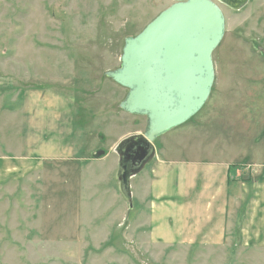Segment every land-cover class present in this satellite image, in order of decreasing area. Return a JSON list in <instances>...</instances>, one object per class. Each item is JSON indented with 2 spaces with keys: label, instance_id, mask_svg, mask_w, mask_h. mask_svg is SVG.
<instances>
[{
  "label": "rangeland",
  "instance_id": "1",
  "mask_svg": "<svg viewBox=\"0 0 264 264\" xmlns=\"http://www.w3.org/2000/svg\"><path fill=\"white\" fill-rule=\"evenodd\" d=\"M211 1L226 18V33L213 57L212 97L182 127L212 133L236 123L239 133L232 135L233 153L243 157L239 163L250 164L254 155L264 153V0H251L240 12ZM173 4V0H0V86L4 87L0 88V166L13 162L18 171L15 175L8 168L2 176L0 170V264H264V249L234 256L230 249L214 254L176 249L164 254L161 248L150 256L137 249L136 240L124 238L131 233L126 231L139 205L133 199L131 208L122 197L120 158L110 148L143 135L146 119L120 109L128 91L105 74L120 68L125 40L139 35ZM48 86L73 109L80 132L75 139L80 146L77 153L90 158L92 152L104 151L109 153L107 159H87V168L84 161L80 167L42 162V168L32 167L34 172L25 176L21 93ZM162 141L156 142L157 148ZM11 175H15L12 184L4 185ZM95 248H113L118 254L125 250L129 256L123 263V253L90 255Z\"/></svg>",
  "mask_w": 264,
  "mask_h": 264
},
{
  "label": "crops",
  "instance_id": "2",
  "mask_svg": "<svg viewBox=\"0 0 264 264\" xmlns=\"http://www.w3.org/2000/svg\"><path fill=\"white\" fill-rule=\"evenodd\" d=\"M54 91L48 86L21 93L24 105L19 113L25 131L21 151L28 161V167L21 164L22 170L28 168L25 176L34 172L32 167L42 168V162H72L80 167L84 161L83 168H87V159L99 160L95 152L90 158L77 153L80 146L75 139L80 132L72 119L73 109ZM16 108L12 111L18 112ZM238 133L236 123L212 133L181 126L158 139L159 143L163 139L161 148L155 142V155L147 169L131 180L139 210L127 228L131 233H125L124 238L136 240L137 249L150 256L157 255L155 251L161 248L164 254L176 253V249L199 254L202 250L214 254L230 249L234 256L247 249H264V153L254 155L250 164L239 163L243 157L233 153L236 139L232 137ZM110 149L114 152L115 146ZM108 157L106 153L102 159ZM2 164V176L8 168L18 174L13 162ZM15 175L3 184H12ZM235 250L239 251L234 254ZM101 252L111 257L116 250L95 248L90 255H103ZM122 253L126 254L122 260L125 263L129 253L123 250L116 255Z\"/></svg>",
  "mask_w": 264,
  "mask_h": 264
},
{
  "label": "water",
  "instance_id": "3",
  "mask_svg": "<svg viewBox=\"0 0 264 264\" xmlns=\"http://www.w3.org/2000/svg\"><path fill=\"white\" fill-rule=\"evenodd\" d=\"M139 35L125 40L120 68L105 77L126 89L120 109L146 119L143 135L114 152L118 181L132 208L131 180L155 155V142L196 117L210 99L216 79L214 53L226 33L221 7L211 0H173ZM235 11L251 0H216ZM106 153L98 152L95 159Z\"/></svg>",
  "mask_w": 264,
  "mask_h": 264
},
{
  "label": "bare ground",
  "instance_id": "4",
  "mask_svg": "<svg viewBox=\"0 0 264 264\" xmlns=\"http://www.w3.org/2000/svg\"><path fill=\"white\" fill-rule=\"evenodd\" d=\"M200 141V140H199ZM230 173V172H229Z\"/></svg>",
  "mask_w": 264,
  "mask_h": 264
}]
</instances>
